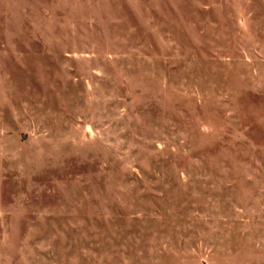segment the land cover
I'll list each match as a JSON object with an SVG mask.
<instances>
[{
    "label": "rangeland",
    "instance_id": "374dc122",
    "mask_svg": "<svg viewBox=\"0 0 264 264\" xmlns=\"http://www.w3.org/2000/svg\"><path fill=\"white\" fill-rule=\"evenodd\" d=\"M0 264H264V0H0Z\"/></svg>",
    "mask_w": 264,
    "mask_h": 264
}]
</instances>
